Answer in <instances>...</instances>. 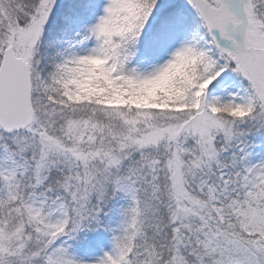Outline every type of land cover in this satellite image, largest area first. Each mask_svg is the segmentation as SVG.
<instances>
[{"label":"snow or ice","instance_id":"6c2138e0","mask_svg":"<svg viewBox=\"0 0 264 264\" xmlns=\"http://www.w3.org/2000/svg\"><path fill=\"white\" fill-rule=\"evenodd\" d=\"M0 264H264V0H0Z\"/></svg>","mask_w":264,"mask_h":264}]
</instances>
